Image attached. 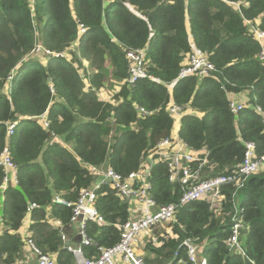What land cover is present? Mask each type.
<instances>
[{"label":"trees","instance_id":"obj_1","mask_svg":"<svg viewBox=\"0 0 264 264\" xmlns=\"http://www.w3.org/2000/svg\"><path fill=\"white\" fill-rule=\"evenodd\" d=\"M78 23L85 27L80 34ZM253 28L264 31V0H0V152L7 150L17 173L3 189L0 165V264H29L18 230L31 203L35 244L56 264H73L61 239L72 207L55 197L74 203L81 188L93 186L87 164L111 166L121 176L140 168L172 133L169 102L185 109L178 139L208 152L202 178L237 171L247 141L264 154L257 110L264 111V61ZM37 44L54 54L34 52ZM134 48L145 49L147 76L129 85L125 53ZM194 48L208 54L214 70L178 78ZM113 85L111 99H101L102 88ZM241 95L242 108L233 113L231 97ZM43 113L64 144L46 143L37 120ZM149 180L157 205L178 202L182 189L168 179L165 162L152 165ZM221 193L218 212L206 199L193 200L164 224L169 232L151 231L144 263L195 264L180 246L189 239L201 247V264H264V171L241 186L223 185ZM94 205L104 223L85 222L94 242L82 245L87 257L115 244L114 224L129 216L128 202L106 183ZM234 217L243 221L242 254L225 243Z\"/></svg>","mask_w":264,"mask_h":264},{"label":"built area","instance_id":"obj_2","mask_svg":"<svg viewBox=\"0 0 264 264\" xmlns=\"http://www.w3.org/2000/svg\"><path fill=\"white\" fill-rule=\"evenodd\" d=\"M77 28L79 34L84 32L85 27L82 23H78ZM253 31L261 45L258 57L264 61V47L262 45L264 44V31L256 29ZM33 50L34 52L43 51L46 54H54L48 49L41 47L40 44H37ZM58 55L65 56V53L55 54V56ZM125 57L128 61L126 82L129 85L133 84L138 78L147 76L144 66V48L128 49ZM212 70H214V67L208 59V54L199 48H194L189 54L186 64L179 70L177 77L208 74ZM229 107L233 113H236L242 108V103L231 100ZM184 110V107L173 102H169L167 105V111L173 117L174 124L179 122ZM257 110L261 114V121L264 125V111L260 108H257ZM139 112L148 113L142 107L139 108ZM37 120L41 128L47 133L46 143L64 144L62 139L52 131L45 113L40 115ZM13 128L14 123L7 124L8 133H11ZM244 145L243 159L237 171L208 178L200 176V168L206 162L207 150L191 151L182 141L174 139L171 134L160 139L148 151L141 167L131 171L126 176H121L111 166L99 167L87 164L88 171L96 178L93 186L81 188L74 203L64 201L58 196L55 197L56 201L72 207L70 224H77V235L75 238L78 237V242L76 245L71 244V241L76 239L72 240L65 231L61 233L63 242H68L66 248L74 255L73 264H145L142 255L136 251L137 243L144 234H150L151 230L157 225L173 221L174 214L180 205L197 199H206L209 208L218 212L222 205L223 195L221 187L223 185L234 183L237 186H241L249 175L264 171V154L257 155L255 145L251 141L245 142ZM156 161L165 162L168 179L180 183L182 194L178 202L157 205L151 198L149 176L150 169ZM0 165L4 169L1 185V188L4 189L9 183L17 182L16 165L6 149L0 152ZM103 183L109 184L122 199L128 202L129 216L123 223L114 224L119 230V240L115 244L107 247L98 246V255L87 257L83 254L82 245H92L94 242L85 232V222L91 220L98 224L104 223L102 216L94 205L96 190ZM33 207H35V204L31 203L27 208V214ZM242 226V219L234 217L230 225L229 235L225 240L228 248L241 254L243 253V248L239 237ZM22 238L24 246L29 247L31 253H33L35 264H56L51 254L42 252L35 244L30 233H24ZM154 242L156 243L157 241L154 239ZM183 245L186 247L187 260L195 264H201L198 257V251L201 247L189 239L185 240ZM182 262L183 260L180 259L177 264Z\"/></svg>","mask_w":264,"mask_h":264},{"label":"crops","instance_id":"obj_3","mask_svg":"<svg viewBox=\"0 0 264 264\" xmlns=\"http://www.w3.org/2000/svg\"><path fill=\"white\" fill-rule=\"evenodd\" d=\"M100 95L103 96V93L99 92V97H100ZM238 97L232 96L231 100H234L237 102H241V100H244V97L242 95L238 96ZM101 99L110 100L111 96L103 97ZM178 127H179V122L174 124L173 129H172V133H171V136L177 140H179L178 134H177ZM29 224H30V216H29V214H27L25 216V218L23 219L22 224L18 230L21 235H23L24 233H28V234L30 233L31 234V232L29 231ZM159 226H161V227H159ZM159 226L154 227L151 231L154 230L153 232H156L158 229H164L166 232H169V227H165L164 224L159 225ZM64 231L67 233L68 237H70L72 240L76 239L75 237L77 235V233H76L77 232V224L76 223L70 224L68 227H65ZM150 234H152V233H150ZM150 234H144L141 237V240L137 243L135 248H136V251L138 254L141 255L142 253H144L143 246H144L146 237H148ZM24 252H25L26 259H27L28 263L29 264H35V257L33 256V253H31L29 247L24 246Z\"/></svg>","mask_w":264,"mask_h":264},{"label":"rangeland","instance_id":"obj_4","mask_svg":"<svg viewBox=\"0 0 264 264\" xmlns=\"http://www.w3.org/2000/svg\"><path fill=\"white\" fill-rule=\"evenodd\" d=\"M115 89H117V87H114V85L111 86V87L108 86L106 88H102V90L100 91V93H103V96L100 95V97L103 98V97H107V96H112V93L115 91ZM141 255L143 257L144 253H142Z\"/></svg>","mask_w":264,"mask_h":264},{"label":"water","instance_id":"obj_5","mask_svg":"<svg viewBox=\"0 0 264 264\" xmlns=\"http://www.w3.org/2000/svg\"><path fill=\"white\" fill-rule=\"evenodd\" d=\"M77 242H78V237L76 238L75 241H71V244L76 245ZM67 245H68V242H65V243H64V246L66 247ZM182 245H183V243H182L180 246H182Z\"/></svg>","mask_w":264,"mask_h":264}]
</instances>
